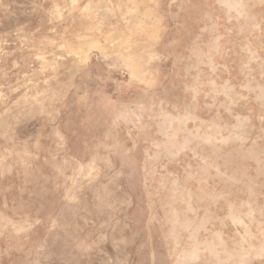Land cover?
Wrapping results in <instances>:
<instances>
[{"label":"rangeland","instance_id":"obj_1","mask_svg":"<svg viewBox=\"0 0 264 264\" xmlns=\"http://www.w3.org/2000/svg\"><path fill=\"white\" fill-rule=\"evenodd\" d=\"M0 264H264V0H0Z\"/></svg>","mask_w":264,"mask_h":264}]
</instances>
